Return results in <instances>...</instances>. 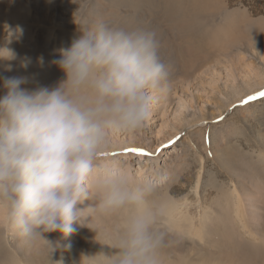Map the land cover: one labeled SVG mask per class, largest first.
<instances>
[{"label": "rangeland", "instance_id": "obj_1", "mask_svg": "<svg viewBox=\"0 0 264 264\" xmlns=\"http://www.w3.org/2000/svg\"><path fill=\"white\" fill-rule=\"evenodd\" d=\"M0 1V47L11 40L7 47L16 56L0 61V77L28 76V88L37 84L54 87L67 79L52 61L60 58L61 48L71 46L72 34L78 35L79 27L102 19L117 27L154 30L160 58L169 66L171 104L159 93L144 125L133 133L113 136L106 160L99 163L121 164L134 183L163 177L157 199L168 194L184 205L185 214L192 217H182L180 223L197 242L205 233L203 247L210 252L207 264H238L231 253L244 256L241 248H217L215 232L231 218L238 231L248 225L245 236L250 237L252 229L258 243L264 240V97L258 95L264 92V0H71L69 5H61V0L56 4L52 0ZM41 9L51 17L44 21L42 30L32 27V36H28L23 23L31 25L28 21L37 20L44 12ZM53 20L57 24H51ZM62 20L76 24L77 30L63 27ZM6 24L12 29L21 26L23 35L12 37ZM0 57L10 59L11 54L3 50ZM26 58L31 63L24 69L21 63ZM9 65L11 72L5 71ZM4 94L0 81V96ZM249 97L256 99L244 104ZM179 105L185 107L178 111ZM131 148H142L152 155L137 156L128 151ZM237 195L243 196L245 210L225 217L227 207L239 208ZM94 196L96 199L79 207L94 206L99 199L95 191ZM120 211L87 210L83 226L75 225L74 242L66 252L83 254L76 240L82 248H91L114 239L124 224ZM189 218L197 233L190 231ZM204 224L207 227L203 228ZM238 231L236 239L242 236ZM0 235L11 244L21 241L4 206H0ZM10 254L1 258L0 264H15ZM254 260L264 264V245L254 251Z\"/></svg>", "mask_w": 264, "mask_h": 264}, {"label": "clouds", "instance_id": "obj_2", "mask_svg": "<svg viewBox=\"0 0 264 264\" xmlns=\"http://www.w3.org/2000/svg\"><path fill=\"white\" fill-rule=\"evenodd\" d=\"M12 37L19 25H5ZM11 58H16L7 47ZM157 33L125 28L97 19L79 27V37L59 50L52 63L67 77L57 86L25 87L28 76L0 77V206L22 242L43 240L52 264H65L63 244L92 211L127 210L123 228L112 245L81 254L79 264H161L165 234L158 223L164 204L157 199L163 177L134 183L123 166L106 160L111 138L139 130L165 88L169 66L159 55ZM43 57L39 63L43 65ZM31 63L25 59L21 67ZM11 72V65L5 68ZM94 206L81 208L86 201ZM59 233L55 245L45 234ZM95 240L97 241L96 237ZM98 242V241H97ZM61 251L60 258L53 255Z\"/></svg>", "mask_w": 264, "mask_h": 264}, {"label": "bare ground", "instance_id": "obj_3", "mask_svg": "<svg viewBox=\"0 0 264 264\" xmlns=\"http://www.w3.org/2000/svg\"><path fill=\"white\" fill-rule=\"evenodd\" d=\"M52 2H53V4H56L57 0H52ZM61 2H62L61 5L71 4V0H61ZM49 4H51V3H49ZM44 8H45V6H44ZM1 10H2V7L0 6V13H1ZM41 10H42L41 12H43V11L44 12L42 13V15L37 17V20H36V18H33L31 21H28V22L32 23L31 25L25 24L26 22L23 23L26 26V30L28 31V36H32V32L30 30L32 27H37V28H40L42 30L43 28L41 26L44 24V21H48L47 19L51 17L48 14V11L46 9H44V10L41 9ZM28 16L24 17V20H27ZM0 18H1V16H0ZM53 18H55V17H53ZM1 20L2 19H0V23H2ZM70 21H73V20H70ZM62 22H63L62 23L63 27L64 26L69 27V28L74 27L75 30H77V28L75 27V26H77L76 24H75V26L74 25L72 26V24L70 22H68V20L67 21L62 20ZM51 24L55 25V24H57V22L53 20V23H51ZM73 24H74V22H73ZM48 28L49 27H47V29ZM50 28H51V26H50ZM51 30H52V28H51ZM45 31H47V30L45 29ZM43 32H44V30H43ZM51 32H52V34L54 33L53 31H51ZM72 35L74 36L75 39H77L79 37V34L78 35L72 34ZM171 91H172L171 84L167 81L164 90L162 92H160V97L163 98V100L166 103L169 102V104H171V97L169 96ZM174 93L177 94V92H174ZM183 107H185V105H179L178 111ZM237 197H238L237 199H239V208L233 209L232 207H230V208L227 207L228 212H227L225 217H228V215H230L231 212L232 213L236 212V214L237 213L240 214V211L245 210V204H244L245 200L243 199V196L237 195ZM161 201L164 204V213L159 220L158 227L165 234L164 243H163L162 248L160 249L161 264H199V263L207 264L209 261L208 258L210 256V252H205L206 249L203 247V245L205 244V242L203 240V237H205V233L204 232L201 233V240L199 242H197L194 239L193 235H190V233L187 232L183 228L184 226L180 223V220L182 219V217H192L188 213L185 214L186 210L184 209V205L179 203L178 201L174 200L168 194H165L164 198ZM127 215H128V211L122 210V216L121 217H126ZM112 216H113V213H112V215H109V217H112ZM206 217H210L209 214H207ZM236 217H239V215L238 216L236 215ZM201 220H203V218ZM187 222L189 224L188 227H190V231H195L194 233H197L198 231H197V227L195 225V222L193 220H191L190 218L187 219ZM205 222L207 225H210V223L208 222L207 219H205ZM206 224H204L203 228L207 227ZM225 224H226V222H225ZM225 224L223 225V227L221 229H218L215 232L216 235H218V237H219V243H218L217 248L225 247L228 251L229 250L236 251L237 249L241 248L244 256L240 257L238 252L237 253H231V256L233 258L237 259L238 264H242V263L243 264H257L254 260V251H256V249L259 248L261 244L264 245V240L261 243L259 242L260 245L257 247L256 242H257V244H259L258 241H256L257 232H255L254 230L251 229L250 233H252V234L250 237L245 236V234L243 233L244 230H247L249 232L248 225L246 223H245V229L241 230V231L237 230V223L232 218H231V221L229 220L227 222V224L226 225ZM171 231L174 232L173 233L174 235H171V233H172ZM237 231L239 233H242V236L240 235V239L235 238V233H237ZM74 235H76V232L71 237H69L66 241H62V243L71 245L74 242ZM45 238L47 240L51 241L54 245L57 241L61 240L60 234L56 233V232L48 233L47 236H45ZM75 242H76V245L79 249L84 250L83 254H85V255L94 254L96 252H99L102 247H105V246L97 245L96 247L90 246L91 248H82L79 240H76ZM44 243L45 242L43 240H41V241H37V242L31 243V244H26L22 241L17 240L16 242H13L11 244V242H9L8 238L0 235V249L5 248L7 250V251L4 249H3V251H1L2 249L0 250V259L1 258L4 259L7 256L8 252H10L11 253L10 255H12L14 257L13 262H15V264H33V263H36V264L37 263L38 264H52L51 249L45 243L47 245V248H46ZM113 243H114V239H109L104 244L112 245ZM246 253L248 254V256ZM47 255L50 257H48ZM60 255H61V251L57 250V252L53 255V257L54 258L56 257V259L58 260L60 258ZM78 255L79 256H75L74 252L68 253L65 251L64 252L65 264H79L81 254H78ZM217 264H219V263H217Z\"/></svg>", "mask_w": 264, "mask_h": 264}, {"label": "snow or ice", "instance_id": "obj_4", "mask_svg": "<svg viewBox=\"0 0 264 264\" xmlns=\"http://www.w3.org/2000/svg\"><path fill=\"white\" fill-rule=\"evenodd\" d=\"M258 95L259 97H264V92H261ZM253 99H256V97H249L247 100L243 101V103L247 104L250 100H253ZM221 119H223V117H221ZM128 151L130 153H134L137 156L150 157L152 155V153H149L142 148H131ZM157 151L159 152L160 150L157 149Z\"/></svg>", "mask_w": 264, "mask_h": 264}]
</instances>
